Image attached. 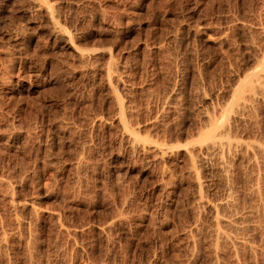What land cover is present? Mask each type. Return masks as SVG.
Returning a JSON list of instances; mask_svg holds the SVG:
<instances>
[{"label":"rangeland","instance_id":"obj_1","mask_svg":"<svg viewBox=\"0 0 264 264\" xmlns=\"http://www.w3.org/2000/svg\"><path fill=\"white\" fill-rule=\"evenodd\" d=\"M44 1L0 0V264H264V0Z\"/></svg>","mask_w":264,"mask_h":264},{"label":"bare ground","instance_id":"obj_2","mask_svg":"<svg viewBox=\"0 0 264 264\" xmlns=\"http://www.w3.org/2000/svg\"><path fill=\"white\" fill-rule=\"evenodd\" d=\"M36 1V3H37V5L38 6H41L42 4H44V3H46V1H44V0H35ZM259 14V13H258ZM264 29V28H263ZM264 31V30H263ZM264 33V32H263ZM264 36V35H263ZM259 37V36H258ZM263 47V46H262ZM261 50V49H260ZM263 57H264V55H263ZM259 60V59H258ZM258 64V63H257ZM258 68V70H257V72H254L253 74H251V75H249L247 78H246V81H245V83H244V85H242V86H240L239 88H236V90L238 91H236L237 92V95L239 96H235L236 95V93H235V98H236V101L237 102H234V104H238V102H239V98L241 99H248L249 97L251 98H249V100H251V102L250 103H252V99H253V101H255L256 100V102H257V100H258V96H260L261 95V93H262V95H263V97H264V79H263V74H264V58L260 61V65H259V67H257ZM240 85H241V83H239ZM260 90V93H259V95H258V91ZM262 95H261V97H262ZM260 97V98H261ZM234 98V99H235ZM259 98V100H261ZM119 99V98H118ZM255 99V100H254ZM246 100H245V102H246ZM249 100H247V101H249ZM263 100H264V98H263ZM243 101V100H242ZM123 102V101H122ZM260 102H262V100L260 101ZM258 103V102H257ZM263 103V102H262ZM248 104V103H247ZM260 104V103H259ZM244 105V104H243ZM251 105V104H250ZM263 105V104H262ZM231 106V105H230ZM124 107V106H123ZM126 108V107H125ZM239 108V107H238ZM230 109L231 108H228L227 110H226V114L230 111ZM236 112V111H235ZM256 112V111H255ZM225 113V112H224ZM224 113H223V117L226 115H224ZM254 113V112H253ZM214 117H215V115H214ZM222 117V115H221V118H217L216 117V119L215 118H213V119H215V120H213L212 121V124H210V128H208L209 129V131H210V129H212L213 130V133L212 134H216V133H218V131L217 130H219V128L221 129L222 127L221 126H224L225 124H226V122L228 121V120H226V122L224 121V119L226 118H223ZM229 119V118H228ZM250 119V118H249ZM211 121V120H210ZM224 122H225V124H224ZM262 122V121H261ZM251 123V122H250ZM227 124H230V122L229 123H227ZM212 125V126H211ZM231 125V124H230ZM127 127H128V125H127ZM138 127V126H137ZM212 127V128H211ZM225 127V126H224ZM227 127V126H226ZM230 127V126H229ZM217 129V130H216ZM215 130L217 131V132H215ZM130 131V130H129ZM231 131V130H230ZM132 132V131H131ZM137 132V131H136ZM210 132H212V131H210ZM210 132H208V133H210ZM259 133V132H258ZM226 134V133H225ZM261 134V133H260ZM131 135V134H130ZM129 135V136H130ZM205 135H209L208 136V140H209V137L211 136V133L210 134H205ZM217 135V134H216ZM218 135H220V134H218ZM133 136V135H132ZM135 136V135H134ZM206 136V137H207ZM214 136V135H213ZM204 137V136H203ZM206 137H204L205 139H206ZM216 137H218L219 138V136H216ZM216 137H214V140H215V138ZM230 137V136H229ZM238 137V136H237ZM203 138V139H204ZM227 138V137H226ZM134 139V138H133ZM204 139V140H205ZM210 139H213L212 138V136H211V138ZM217 139V138H216ZM221 139L223 140V138L221 137ZM134 140H137V139H134ZM203 140V141H204ZM219 140V139H218ZM230 140V139H229ZM242 140V139H241ZM140 141V140H139ZM210 141V140H209ZM212 141V140H211ZM221 141V140H220ZM228 141V140H227ZM246 141V140H245ZM137 142V141H136ZM138 143V142H137ZM142 143H143V141H142ZM207 143V142H206ZM200 144V143H199ZM202 144V143H201ZM208 144H209V142H208ZM221 144V143H220ZM239 145V144H238ZM237 145V146H238ZM248 145V147H249V144H247ZM260 145L262 146V147H259L260 148V152H262V154H264V145H262L261 143H260ZM209 146V145H208ZM228 146V145H227ZM235 146V145H234ZM175 147V146H174ZM145 148V147H144ZM143 148V149H144ZM234 148V147H233ZM186 149H187V147H186ZM200 150H201V146H200V148H199ZM238 151V150H237ZM253 151V150H252ZM193 155V154H192ZM264 156V155H263ZM256 161V160H255ZM228 204V203H227ZM216 207V206H215ZM216 209H217V207H216ZM217 216V215H216ZM228 218V217H227ZM228 222V221H227ZM227 234V233H226ZM226 236V235H225ZM233 242V241H232Z\"/></svg>","mask_w":264,"mask_h":264}]
</instances>
